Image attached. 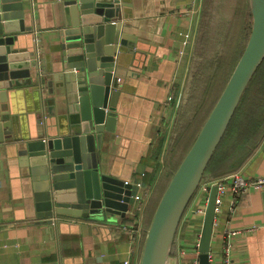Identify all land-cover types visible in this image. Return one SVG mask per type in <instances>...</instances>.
<instances>
[{
	"label": "water",
	"instance_id": "1",
	"mask_svg": "<svg viewBox=\"0 0 264 264\" xmlns=\"http://www.w3.org/2000/svg\"><path fill=\"white\" fill-rule=\"evenodd\" d=\"M53 1L59 17L54 72L53 62L43 70L36 38L26 35L33 28L26 25L24 0H0V143L7 136L24 144L21 159L30 166L36 216L42 223L60 225L69 217L91 222L100 231L125 216L133 200L132 182L104 172L98 159L107 135L116 131L120 58L136 46L123 30L129 0ZM249 5L247 44L156 207L140 264H168L187 207L264 61V0H249ZM188 95L187 86L184 99ZM23 102H31L35 133L24 134ZM112 139L110 143L119 137ZM217 194L213 185L197 247L199 264H210Z\"/></svg>",
	"mask_w": 264,
	"mask_h": 264
},
{
	"label": "crops",
	"instance_id": "2",
	"mask_svg": "<svg viewBox=\"0 0 264 264\" xmlns=\"http://www.w3.org/2000/svg\"><path fill=\"white\" fill-rule=\"evenodd\" d=\"M24 4L26 25L33 28L26 35L32 40L34 34L39 43L43 70L53 62L52 72L58 71L53 52L55 29L59 23L56 2L24 0ZM202 6L203 0H129L123 8V30L136 46L131 53L124 52L117 70V85L121 93L117 101L116 131L107 137L114 140L118 136L119 139L117 142L110 143L108 139L103 142L98 159L104 172L132 182V199L147 191L144 207L163 170L162 159L173 120L187 90L188 69ZM191 8V14H184ZM181 30L192 35L190 46L183 55L180 54ZM120 49L127 48L123 46ZM52 72L46 77L51 78ZM262 85L264 79L260 76L250 88L245 108H264ZM170 95L173 99L168 103ZM31 107V102L27 106L23 102L19 107L24 134L31 129L35 133V116L30 111ZM244 120L241 118L236 128ZM254 128L256 133L261 129ZM235 132L223 141L215 167L210 168L207 177L219 179L233 173L248 178L264 176V127L243 148L235 141ZM23 148L24 144L7 136L0 143V264H124L127 259L129 264H140L145 223L143 232L135 238L129 229L124 228L134 221L142 225L141 212L137 214L133 205L125 216H117L113 223L106 225L109 228L100 231L91 222L69 217H64L65 222L60 225L42 223L36 216L35 182L30 166L21 159L25 156L21 154ZM219 161L222 162L219 164ZM158 163L162 170L149 181ZM139 180H148L151 184L146 182L148 187L142 189L137 186ZM263 193L264 189L249 188L231 212L229 207L234 194L228 186L222 212L215 216L210 264H225L223 236L226 230L252 226L257 229L233 237L230 263L264 264ZM191 218L192 213L188 209L178 227L168 264H193L197 257L196 234L201 226Z\"/></svg>",
	"mask_w": 264,
	"mask_h": 264
},
{
	"label": "rangeland",
	"instance_id": "3",
	"mask_svg": "<svg viewBox=\"0 0 264 264\" xmlns=\"http://www.w3.org/2000/svg\"><path fill=\"white\" fill-rule=\"evenodd\" d=\"M220 1L221 0H214V5H212L213 0H210L211 6L213 7V10L208 14L210 15V21L209 18L206 17L203 19V17L201 16V21L204 20L206 27L207 25L210 27L209 24L211 23V20L214 21L213 26L209 28L210 39L207 45L209 49H212L211 51H209L212 52L210 55L211 59L208 62V66H204L202 62L203 58L200 55L202 54L203 51L202 42H203V37L205 39L206 33L204 32L202 27H200L198 30V35L196 36L197 43H195L194 45V52L192 55L191 64L188 69V74H191V79L186 85L188 86L189 95L184 100H181L182 102L180 103L179 105L180 107L178 108L175 118L173 120L171 133L169 136V142L165 149L164 157L162 159L165 167L166 164L171 163V160L176 153H179L187 148V147L186 148L182 147V145H185L187 141H189V138L191 137V132L193 130L192 125L188 124V121L191 118L194 121L196 115L199 114L200 108L204 110L205 106L208 108L211 105V103L216 100V97L218 96L219 93H221L220 91H222L223 89L222 87L224 86L223 85L224 81H227L226 78L229 77L228 74L226 73L227 72L226 67L232 62V58L239 53L244 42L247 41L246 38L248 39L247 31H246V38L245 36H243L242 33L243 23L239 20V18L236 21L235 20L231 21L233 15L230 16L229 14L224 12L225 15L220 16L219 21L218 22L216 21V19L214 18L216 10H222L226 7L225 4L226 0H222L221 4L218 5ZM229 7L230 5L228 4L227 8ZM249 9H250V5L248 7V10ZM247 18L251 23L252 16L249 14ZM194 77H196V79L198 80L196 85L193 83ZM204 99H206L204 105L203 104L199 105L201 104V102H203L202 100ZM190 102H192V104H190ZM169 103H171V101ZM210 109L211 107L208 108V111ZM178 136H181L182 141L177 145V147L174 148ZM171 146H173V149H171ZM171 152H173L172 155ZM157 165L160 168V163H158ZM159 168L158 171L160 172L163 167L161 169ZM163 176L164 175L162 173V177ZM145 207H143L140 213L142 220V225H140V227L142 232H143L142 226L144 225V217H145ZM148 227L149 226H147L146 230L148 229ZM171 254H172V250L170 252V255Z\"/></svg>",
	"mask_w": 264,
	"mask_h": 264
},
{
	"label": "trees",
	"instance_id": "4",
	"mask_svg": "<svg viewBox=\"0 0 264 264\" xmlns=\"http://www.w3.org/2000/svg\"><path fill=\"white\" fill-rule=\"evenodd\" d=\"M222 0L218 3L221 4ZM225 4H226V7L222 10H216V13H215V16L214 18L216 19V21L218 22L219 19H220V16H223L225 15V13L229 14L230 16L233 15V18L231 21H236L239 20L243 23V27H242V33H243V36H245L246 38V31H247V36L249 38V35H250V32H251V26H252V20H251V23L249 22V19L247 18V16L251 14V11L250 9L248 10V7H249V0H226L225 1ZM230 5L229 8H227V5ZM212 5H214V0L212 2ZM227 8V9H226ZM226 9V10H225ZM213 10V7L211 6V2L210 0H203V6H202V11H201V16L204 18H209V21H210V15H208L211 11ZM214 14V13H213ZM205 16V17H204ZM213 18V17H211ZM214 24V21L211 20V23L209 24L210 27H212ZM246 24V26H245ZM202 27V29L204 30V33L205 35V39L203 37V51H202V54L200 55L202 58H203V64L204 66H208V62L210 61L211 57V53L212 52H209L211 51L212 49H209L208 48V41L210 39V34H209V31H210V27L207 25V27L205 26V22L204 20L201 21V18H200V21H199V28ZM198 28V30H199ZM197 35H198V32H197ZM246 40L248 41V39L246 38ZM245 40V41H246ZM247 41L244 42L241 50L239 51V53L234 56L232 58V62L226 67V73L228 74L229 77L226 78L227 81H224V86L222 87V91L224 90L230 76H231V71L233 72L237 62H238V58H240L246 44H247ZM197 43V40L196 42ZM194 52V51H193ZM215 64V63H214ZM231 73V74H230ZM262 77L264 79V61L262 62V64L260 65V67L257 69L256 73L254 74L248 88L246 89L239 105H238V108L231 120V123L224 135V137L222 138L218 148L216 149L212 159L210 160L209 164H208V167L205 171V176L204 178L205 179H208L210 177H207V174H208V171L210 170V168L214 165L215 167V162H216V157H217V154H218V151L220 150V147L223 143V141L228 137L229 134L233 133L234 131L235 134H236V138H235V141H238L239 144L238 146L240 148H243L245 146L246 143H251V141L253 139H255L257 137V135L260 133V130L264 127V108L262 107H248V108H245V104H247V101H248V95H249V92H250V88L252 87V85L256 82V80L259 78V77ZM191 79V75H189V80ZM198 82V80L196 79V77H194V81L193 83L196 85ZM262 89H264V85H262ZM222 91H220L222 93ZM221 93L218 94V96L216 97V100L214 102L211 103V105L208 107L211 109L208 111V108L205 106L204 110H202V108L199 109V114L196 115L195 117V122L193 121V119L191 118L189 121H188V124H191L192 125V132H191V137L189 138V141H187V143L185 145H182V147H187L185 150L179 152V153H176L172 160H171V163H168L166 164V167L164 166L163 167V170L160 172L157 180H156V183L153 187V191H152V194L151 196L149 197L148 201H147V205L145 207V217H144V223H145V230H144V237H146V228L147 226L150 225V222H151V219L154 215V212L156 210V207L165 191V189L167 188L174 172L178 169L179 165L181 164L182 160L184 159L185 155L187 154V152L189 151L190 147L192 146L193 142L195 141L199 131L201 130L203 124L205 123L206 119L208 118L210 112L212 111L214 105L216 104L218 98L220 97ZM203 102H201V104L199 105H204V102H206V99L202 100ZM190 104H192V102H190ZM198 107V106H197ZM193 110H194V107H193ZM192 110V111H193ZM193 115V114H192ZM241 118H245L244 122H242L240 124V126L238 128H236V124L239 123V120ZM197 120V121H196ZM202 121V122H201ZM187 124V125H188ZM255 126H257V128H261L259 130L258 133H256V130H255ZM256 133V135H255ZM193 135V137H192ZM254 136V137H253ZM253 137V139L251 140V138ZM177 140V141H176ZM176 143H175V147H177V145L182 141V138L181 136H178V138L176 139ZM171 149H173V146H171ZM173 154V152H171V155ZM169 162V160H168ZM222 161H219L218 163L220 164ZM158 168L159 166L158 165H155L154 167V171L151 173V177L149 178V181L151 180V178L158 172ZM162 173H163V177H162ZM212 179V178H210ZM147 180V182H149ZM159 188V189H158ZM155 197V198H153ZM192 201V200H191ZM191 203V202H190ZM190 203L188 205V207L190 206ZM188 207H187V210H188ZM186 210V211H187ZM186 213V212H185Z\"/></svg>",
	"mask_w": 264,
	"mask_h": 264
},
{
	"label": "built area",
	"instance_id": "5",
	"mask_svg": "<svg viewBox=\"0 0 264 264\" xmlns=\"http://www.w3.org/2000/svg\"><path fill=\"white\" fill-rule=\"evenodd\" d=\"M193 9L187 10L184 14L192 13ZM179 35L181 36V42H182V48L180 49V54L183 55L185 53V49L188 47V45L191 43L192 40V35L189 31H184L181 30L179 32ZM37 41V39H36ZM38 43V42H37ZM38 48H39V43H38ZM173 99V96L170 95L168 97V103ZM213 185H217L218 187V194L216 198V209H215V216L222 212L223 208V198L224 194L227 192L228 186L232 189V192L234 194V197L232 198V201L230 202V207L229 211H234L239 199L247 193L249 188H256V189H264V176H257L254 178H248L245 177L241 174L238 173H233L228 176L221 177L219 179H204L199 187L198 190L196 191L190 206L188 209L192 213V218L193 221L197 224H199L202 227V223L204 220L205 212H206V207L209 202V195L211 188ZM137 186L142 189L147 188V184L139 180L137 181ZM147 191L140 192L139 196L137 198H134L132 200V205L137 214L141 212V210L144 207V201L147 197ZM192 205V206H191ZM131 211V209L129 210ZM139 216V215H138ZM138 216L136 218H138ZM216 225V219L214 221V227ZM131 226V227H129ZM213 227V229H214ZM124 228H127L130 230L133 238L135 236H138L141 233V227L140 224L136 223L134 221L133 224L131 225H126ZM257 229L256 226L252 227H247V228H235V229H229L224 232V246H223V253H224V259H225V264H231L230 263V257H231V250H232V239L235 235L244 233V232H251L253 230ZM200 234H201V229L199 232H197V239H196V246L195 250L198 253V244L200 240ZM124 264H129V260H125ZM193 264H199L197 257L193 261Z\"/></svg>",
	"mask_w": 264,
	"mask_h": 264
}]
</instances>
